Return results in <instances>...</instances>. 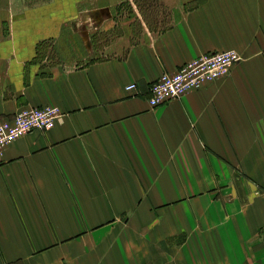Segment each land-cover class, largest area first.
Returning <instances> with one entry per match:
<instances>
[{
    "label": "crops",
    "instance_id": "1",
    "mask_svg": "<svg viewBox=\"0 0 264 264\" xmlns=\"http://www.w3.org/2000/svg\"><path fill=\"white\" fill-rule=\"evenodd\" d=\"M43 105L0 155V264H264V0H0V117Z\"/></svg>",
    "mask_w": 264,
    "mask_h": 264
},
{
    "label": "built area",
    "instance_id": "2",
    "mask_svg": "<svg viewBox=\"0 0 264 264\" xmlns=\"http://www.w3.org/2000/svg\"><path fill=\"white\" fill-rule=\"evenodd\" d=\"M240 55L233 49L200 54L178 69L162 72L150 84L147 100L151 107L179 98L207 82L226 76ZM128 91H135V83L125 85ZM61 112L54 106H24L10 117H0V155L3 148L32 130H47L53 127Z\"/></svg>",
    "mask_w": 264,
    "mask_h": 264
},
{
    "label": "rangeland",
    "instance_id": "3",
    "mask_svg": "<svg viewBox=\"0 0 264 264\" xmlns=\"http://www.w3.org/2000/svg\"><path fill=\"white\" fill-rule=\"evenodd\" d=\"M101 57H102V56L99 55V56L95 57L94 59H99V58H101Z\"/></svg>",
    "mask_w": 264,
    "mask_h": 264
}]
</instances>
